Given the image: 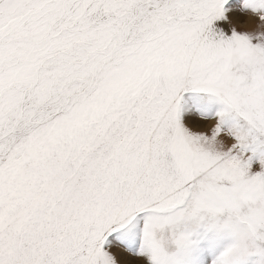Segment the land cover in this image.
I'll use <instances>...</instances> for the list:
<instances>
[{
    "label": "snow or ice",
    "instance_id": "1",
    "mask_svg": "<svg viewBox=\"0 0 264 264\" xmlns=\"http://www.w3.org/2000/svg\"><path fill=\"white\" fill-rule=\"evenodd\" d=\"M0 264H264V0H0Z\"/></svg>",
    "mask_w": 264,
    "mask_h": 264
}]
</instances>
